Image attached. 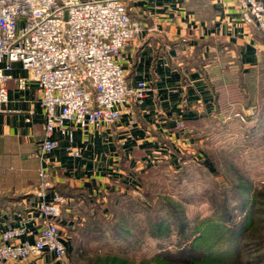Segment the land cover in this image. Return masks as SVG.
Wrapping results in <instances>:
<instances>
[{
	"label": "crops",
	"instance_id": "obj_1",
	"mask_svg": "<svg viewBox=\"0 0 264 264\" xmlns=\"http://www.w3.org/2000/svg\"><path fill=\"white\" fill-rule=\"evenodd\" d=\"M258 1L264 5V0ZM127 10L145 32L124 50L119 62L128 82H149L152 91L131 106L132 113L127 111L116 126L74 130L75 145L85 149L83 158L70 155L69 137L58 131L54 135L58 148L39 156L45 138L41 93L20 63L8 70L13 77L7 83L9 101L0 113V231L25 228L28 235L24 239H36L42 226L38 205L43 171L47 201L66 199L60 230L73 261L75 247L65 232L77 220L71 205L85 201L106 205L103 194L109 196L126 187L124 179L116 180L121 185H111V179L118 176L112 175L111 159L118 158L127 169L150 153L148 146L159 147L160 152L169 148L171 158L178 146L190 149L200 141L209 118L224 120V107L239 99L241 91L246 97L249 87L242 81L264 66V34L243 21L238 0H127ZM21 78L26 80L24 89L19 88ZM235 104H230L231 109ZM191 130L195 137L185 136ZM111 139L120 144L119 154L112 155ZM106 166L108 172L103 171ZM116 170L126 171L118 166ZM51 259L0 264H42Z\"/></svg>",
	"mask_w": 264,
	"mask_h": 264
},
{
	"label": "rangeland",
	"instance_id": "obj_2",
	"mask_svg": "<svg viewBox=\"0 0 264 264\" xmlns=\"http://www.w3.org/2000/svg\"><path fill=\"white\" fill-rule=\"evenodd\" d=\"M245 80L246 97L241 91L234 109V102H225L224 120L209 118L201 143L193 144L189 153L178 146L171 158L169 148L160 152L148 146L150 153L127 169L118 158L111 159L112 175H118L111 185L124 179L126 187L117 192V203L105 193L106 205L86 204L83 213H89L73 212L77 220L65 232L77 264H160L155 257L193 264L189 249L200 223L214 219L236 227L245 218L252 226L241 238V264H264V66ZM184 134L195 137L192 130ZM110 144L112 155L119 154L118 141L111 139ZM117 166L126 171L118 173ZM104 170L108 172L107 166ZM97 212L100 217L94 218Z\"/></svg>",
	"mask_w": 264,
	"mask_h": 264
},
{
	"label": "built area",
	"instance_id": "obj_3",
	"mask_svg": "<svg viewBox=\"0 0 264 264\" xmlns=\"http://www.w3.org/2000/svg\"><path fill=\"white\" fill-rule=\"evenodd\" d=\"M247 25L264 33V5L258 0H238ZM145 27L134 21L127 0H0V113L9 101L8 70L20 63L29 79L38 85L45 111V138L39 156L52 153L59 142L58 131L68 136L69 153L82 158L75 145L74 130L116 126L131 106L141 103L152 85H132L119 59L137 43ZM4 64L6 67H4ZM24 89L26 80H18ZM182 125L179 124V128ZM44 183L38 215L40 232L31 242L25 228L0 231V262L43 260L42 264H77L68 256L60 230L66 199L47 201Z\"/></svg>",
	"mask_w": 264,
	"mask_h": 264
},
{
	"label": "trees",
	"instance_id": "obj_4",
	"mask_svg": "<svg viewBox=\"0 0 264 264\" xmlns=\"http://www.w3.org/2000/svg\"><path fill=\"white\" fill-rule=\"evenodd\" d=\"M114 202H119L118 193L112 194ZM85 204V205H84ZM86 204H90L85 201L82 207L78 205L74 206L75 214H87ZM99 205V204H98ZM81 206V205H80ZM86 206V207H85ZM104 206H100L102 208ZM90 209V207H89ZM101 210V209H100ZM226 216H228L226 214ZM93 217H100L97 213H93ZM78 222V221H77ZM252 221L250 218H245L240 225L236 227H227L223 223L216 222L214 219L204 221L199 224L196 229V237L192 241V245L189 250V259L193 264H208V263H220V264H241V255L245 252L242 236L245 231L251 228ZM154 260L160 264H171V261L163 257H155Z\"/></svg>",
	"mask_w": 264,
	"mask_h": 264
}]
</instances>
